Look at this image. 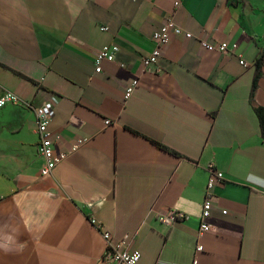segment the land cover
Segmentation results:
<instances>
[{"label": "crops", "instance_id": "1", "mask_svg": "<svg viewBox=\"0 0 264 264\" xmlns=\"http://www.w3.org/2000/svg\"><path fill=\"white\" fill-rule=\"evenodd\" d=\"M169 17L180 29L145 68ZM105 45L117 58L97 72ZM263 48L264 0H0V94L22 101L0 109V264H107L103 230L129 234L138 264H264V137L250 97ZM53 97L56 150L87 140L43 176L36 111ZM210 166L223 183L199 234ZM170 210L184 217L162 222Z\"/></svg>", "mask_w": 264, "mask_h": 264}, {"label": "built area", "instance_id": "2", "mask_svg": "<svg viewBox=\"0 0 264 264\" xmlns=\"http://www.w3.org/2000/svg\"><path fill=\"white\" fill-rule=\"evenodd\" d=\"M179 26L173 20L172 17H169L162 24L160 29L156 30L152 39L155 43L154 49L143 56L142 62L145 68H150L151 66H155L158 62L159 57L163 54V51L167 44L170 42L173 34L178 31ZM186 37H191L193 34L191 32H184ZM200 41L204 48L209 50H219L226 51L227 43H221L219 45H215L213 43L207 42L205 39L200 38ZM116 52L117 48H111L110 45L103 46L96 56V71L100 72L102 70L101 63L104 60L114 61L116 60ZM244 64V61H240ZM139 84L137 78H135L127 87L125 92V98L129 99L132 95L134 89ZM56 97H53L48 101L44 106L36 111V130L39 136V154L44 158V164L41 168V174L43 176L49 175L53 172L57 164L63 161L70 151H74L78 149L80 146L84 145L87 138L79 137L76 142H74L69 150L66 151H57L56 150V142L59 139V136L55 134L50 128L49 124L55 114L54 101ZM20 98L12 91L6 90L0 94V109L5 107L9 103H21ZM27 106L31 107L30 103H26ZM105 122L107 124L111 123L110 119H106ZM210 176L207 183V192L206 197L203 202V211L201 216L200 230L199 234H203L211 229V225L208 222V218L211 215V210L213 208V202L211 197V188L216 184L223 183V172L221 170L214 169L213 166H210ZM226 213L227 211H223ZM184 215L176 210H170L167 214L160 216V220L166 224H173L177 220L183 218ZM92 222L98 227L102 228L101 224H99L96 220H92ZM104 238L107 242L106 251L104 254V261L107 264H138L141 259V252L138 249H128L125 246L130 241V235L126 234L119 241H115L113 235L108 230H103ZM197 251L204 250V245L199 242L197 247ZM196 262V261H195Z\"/></svg>", "mask_w": 264, "mask_h": 264}, {"label": "trees", "instance_id": "3", "mask_svg": "<svg viewBox=\"0 0 264 264\" xmlns=\"http://www.w3.org/2000/svg\"><path fill=\"white\" fill-rule=\"evenodd\" d=\"M263 68H264V48L260 51V54L256 58V61H255V76H254V81H253V85L251 89V96H250L251 102L253 103L256 114L259 118L262 136L264 137V107L261 105H258L255 102V94H256L257 87H258V82L261 76L264 74ZM154 143L164 150L170 151L176 155H180L178 152L170 150L167 146H165L161 142L154 141Z\"/></svg>", "mask_w": 264, "mask_h": 264}]
</instances>
